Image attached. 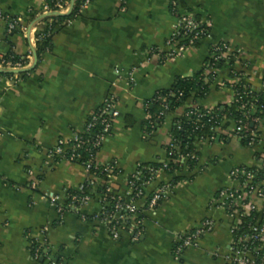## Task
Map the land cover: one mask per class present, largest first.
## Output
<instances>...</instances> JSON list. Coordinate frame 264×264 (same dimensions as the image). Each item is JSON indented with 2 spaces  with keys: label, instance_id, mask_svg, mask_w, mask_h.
I'll list each match as a JSON object with an SVG mask.
<instances>
[{
  "label": "crops",
  "instance_id": "1",
  "mask_svg": "<svg viewBox=\"0 0 264 264\" xmlns=\"http://www.w3.org/2000/svg\"><path fill=\"white\" fill-rule=\"evenodd\" d=\"M170 2L127 0L122 11L120 0H92L79 16L57 29L51 49L38 58L34 69L0 74V264H38L31 255L37 240H45L55 264H229L225 255L231 245L232 220L213 203L221 189L236 187L229 179L231 169L264 166V131L252 147H243L232 135V127L213 142L199 144L198 165L176 174L183 179L169 198L156 211L144 213L138 242L127 233L113 239L104 225L82 219L100 210L96 198L80 209H68L63 217L45 199L59 195L65 204L69 193L89 181L82 165L48 162L46 154L59 139L82 133L110 95L117 97L119 115L96 160L120 170L112 188L124 196L139 164L167 158L174 118L192 107L231 103L232 91L214 85L206 98L189 99L156 129L146 125V102L158 91L171 88L176 78L200 72L212 45L224 42L240 49L235 66L255 90L260 89L264 0H182V12L209 22L210 38L166 60L167 42L177 22ZM46 4V0H0V11L34 28ZM34 34L17 31L7 36L6 21L0 19V53L21 58L33 55ZM33 64L34 57L27 68ZM132 72L134 82L129 83ZM228 77L223 69L220 79ZM30 169L40 179L36 190L31 187ZM174 177L159 178L148 187L146 198ZM253 201L264 222V188L263 196ZM208 219L214 227L199 239V246L175 259L176 237Z\"/></svg>",
  "mask_w": 264,
  "mask_h": 264
},
{
  "label": "built area",
  "instance_id": "2",
  "mask_svg": "<svg viewBox=\"0 0 264 264\" xmlns=\"http://www.w3.org/2000/svg\"><path fill=\"white\" fill-rule=\"evenodd\" d=\"M72 0H56L53 7L46 4L42 16L51 13H67ZM122 11H125L127 0H120ZM182 0H171L170 6L172 13L176 16L177 22L175 30L171 38L167 42L169 49L164 56L166 60H171L182 56L188 49L196 47V45L210 38L209 22L198 19L192 13H184L181 11L180 2ZM92 0H83V3L76 15L79 16L83 10L90 5ZM0 19L6 21V35L9 36L17 31L24 35H32L35 44L39 39L47 38L53 31L52 23L46 24V31L41 37L37 38V32L40 30L41 24L36 23L34 28H28L20 23L18 19L12 18L0 11ZM71 21L68 22V24ZM44 27V25H43ZM240 49H233L227 43L221 42L211 46L210 58L203 67V77L205 83L212 88L216 85L218 88H228L232 91L233 99L230 104L237 103L240 118L231 119L227 116L219 117L214 114L215 107H192L183 114L187 117H193V121L198 125H202L204 120L214 119L213 135L210 137H201L196 142V151L199 144L213 142L215 134L222 133L224 130L232 127V135L239 139L240 142L247 141V146L252 147L260 140L264 131V117L260 114L264 112V77L259 90H255L248 82L244 72L236 68V63L240 61ZM33 59L32 52L26 57L15 60L14 56L8 57L7 54L0 53V70H18L27 68L28 63ZM228 73L227 80L220 79V73L223 69ZM246 68V63L244 64ZM134 72V71H133ZM133 72L130 74L129 83H133ZM119 74V71H117ZM153 101L161 102L165 111L166 105L162 101L161 96L153 99ZM117 97L110 95L103 103L101 108L90 117L85 129L82 133L74 134L71 138L59 139L56 145L47 151L46 159L51 161H69L82 165L89 174V181L94 188L99 183H104V192L97 193L94 197L91 194L84 193L85 184L78 188L79 194L67 197L65 204L59 195H47L46 200L49 201L57 210L60 217L68 209H80L87 206L93 199H97L100 204V210L91 217L82 215V219L87 221H95L107 228L108 233L113 239H118L122 233H127L131 236L133 242H138L144 231V213L154 212L160 205L169 198L173 193L176 184L172 179L161 183L155 190L146 198L147 189L155 181L162 176H174L181 169H187V162L192 159L199 163V157L196 152L190 154L180 153L179 145L172 139L168 145L171 151L167 152V158L163 160L159 166H147L139 164L131 175L128 185V190L124 196L115 194L112 188V182L117 178L119 173L115 172V167L109 164H100L97 162V153L93 151L101 149L107 138L110 136L113 123L118 117L119 112L116 109ZM149 103L145 104L146 118L150 119L148 113ZM165 112H161L159 117H163ZM97 125L101 126L100 132L93 136L92 141L86 139L84 134H92ZM226 126V127H224ZM154 128V125H151ZM198 129V127L196 128ZM84 149L90 152V159L82 161V153ZM176 153L177 157L172 158ZM102 168V173L105 177L91 174L92 169ZM174 169V172L171 171ZM31 177V187L38 189L40 179L35 176L33 170L28 171ZM255 175L249 167H235L229 172V179L236 183V187L221 189L215 197L213 205L222 209L232 220L231 225V245L225 260L229 264H264V222L260 219L258 209L253 201L255 196H263V182H255ZM81 193V194H80ZM144 201L142 205L138 202ZM243 218H252V221L243 229L241 220ZM214 227V222L211 219L205 220L201 225L192 232L180 234L176 237L173 247L175 259H179L184 250L199 246V239L209 233ZM46 229L42 231L44 236ZM45 240L36 241L38 245L35 248L34 260L43 259L46 264H55L50 252L44 245Z\"/></svg>",
  "mask_w": 264,
  "mask_h": 264
},
{
  "label": "trees",
  "instance_id": "3",
  "mask_svg": "<svg viewBox=\"0 0 264 264\" xmlns=\"http://www.w3.org/2000/svg\"><path fill=\"white\" fill-rule=\"evenodd\" d=\"M47 4H49L50 7L54 6V3L56 0H46ZM83 3V0H75L74 2V8L72 13L69 16L65 17H59V16H50L46 17L43 19H40L38 22L41 24L40 30L37 32V38L41 37L42 34L46 31L47 26L46 24L52 23L53 31L50 36L47 38H42L39 39L36 43V52L38 55V58L40 59L41 56L49 51L52 47V39L57 31V29H60L66 25H68L69 21H72L75 19L81 5ZM197 17V16H196ZM200 19L199 17H197ZM44 25V27H43ZM197 46V45H196ZM8 57L14 56L15 60H19L21 57L14 55L13 53H8ZM223 69V67H221ZM203 69L196 73L192 77H178L174 81L173 85L169 89H164L161 91H158L152 99L147 101L146 103H149L148 106V113L150 114V119L146 120V125L148 126L149 130H154L157 127L161 125V123L164 121L165 117L173 114L176 112L177 109L182 107L189 99L193 98L196 100L204 99L206 98L209 93L211 88L209 87L207 83H205V79L203 77ZM9 76V75H8ZM161 96L164 103L166 105L167 110L165 111L163 105L161 102H156L153 101V99ZM238 104L237 103H232L229 105H219L216 106L214 109V114L219 115V117L227 116L228 118L231 119H237L240 118V113L238 109ZM201 110H203V107H200ZM161 112H165V115L163 117H159ZM262 117H264V112L260 114ZM154 125V128H151V125ZM198 127V129H196ZM214 127V119L210 120V118H207L204 120L202 125H198L193 121V117H187L185 114H182V116L176 117L173 120V127L171 130V139L179 145L180 148V153L182 154H190L193 152H196V156L199 157L200 153L196 151V142L198 139H200L202 136L203 137H210L213 135V129ZM226 127V126H224ZM101 129L100 125H97V127L93 130L94 132L92 134H84L86 139H90L92 141L93 136L96 133H99ZM218 137V134H215V138ZM243 147H247V141H242L241 142ZM100 150V149H99ZM96 149L93 151L94 154L98 153L99 151ZM171 151L169 146L167 147V152ZM82 153V161H88L91 157L90 152H86L84 149L80 151ZM177 155L174 153L172 155V158H176ZM163 160L155 162V163H147L144 165L147 166H159L162 164ZM188 168L187 169H181L179 170V173H182L185 170L188 171H193L196 166L198 165V161L190 159L188 162ZM110 166L115 167V172L120 174V170L112 164H109ZM102 168L100 169H92L91 174H97L98 177L102 178L105 177L106 175L102 173ZM174 169L171 171L172 173L174 172ZM251 172L254 173L255 182H261L264 180V166L262 167H252L249 168ZM182 176H177L172 179L174 184H177L180 180H182ZM105 186L104 183H99V185L94 188L90 184V182H87L85 184V189L84 193L91 194V196H95L97 193L104 192ZM79 194V191H74L69 193L68 197ZM81 194V193H80ZM68 202V201H67ZM252 221V218H243L241 220V227L245 229L247 225ZM38 245L36 241L33 242L32 247H31V255L34 257V252L35 248ZM38 264H46V261L41 262V260H36Z\"/></svg>",
  "mask_w": 264,
  "mask_h": 264
},
{
  "label": "water",
  "instance_id": "4",
  "mask_svg": "<svg viewBox=\"0 0 264 264\" xmlns=\"http://www.w3.org/2000/svg\"><path fill=\"white\" fill-rule=\"evenodd\" d=\"M74 2L75 0H72L71 1V5L69 7V10L67 11V13H51V14H48V15H44L42 16L40 19H43V18H46V17H50V16H59V17H65V16H69L72 11H73V8H74ZM39 19V20H40ZM33 57H34V64L29 67V68H24V69H18V70H0V74H23V73H27V72H30L32 69H34L35 65L37 64L38 62V55H37V52L36 50H33ZM44 260L41 259V262H43ZM56 261V260H54Z\"/></svg>",
  "mask_w": 264,
  "mask_h": 264
}]
</instances>
